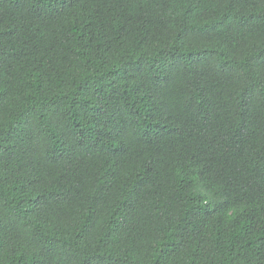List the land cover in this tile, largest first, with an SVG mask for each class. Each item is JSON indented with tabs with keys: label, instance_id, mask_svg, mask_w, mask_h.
Segmentation results:
<instances>
[{
	"label": "trees",
	"instance_id": "trees-1",
	"mask_svg": "<svg viewBox=\"0 0 264 264\" xmlns=\"http://www.w3.org/2000/svg\"><path fill=\"white\" fill-rule=\"evenodd\" d=\"M0 264H264V0H0Z\"/></svg>",
	"mask_w": 264,
	"mask_h": 264
}]
</instances>
